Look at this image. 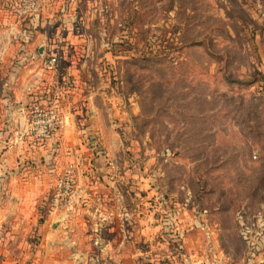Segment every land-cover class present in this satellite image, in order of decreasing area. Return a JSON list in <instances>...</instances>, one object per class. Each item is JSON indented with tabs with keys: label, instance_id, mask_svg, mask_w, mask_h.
<instances>
[{
	"label": "rangeland",
	"instance_id": "1",
	"mask_svg": "<svg viewBox=\"0 0 264 264\" xmlns=\"http://www.w3.org/2000/svg\"><path fill=\"white\" fill-rule=\"evenodd\" d=\"M29 1L0 0V264H264V0Z\"/></svg>",
	"mask_w": 264,
	"mask_h": 264
},
{
	"label": "built area",
	"instance_id": "2",
	"mask_svg": "<svg viewBox=\"0 0 264 264\" xmlns=\"http://www.w3.org/2000/svg\"><path fill=\"white\" fill-rule=\"evenodd\" d=\"M35 5V0H30L29 1V6H34ZM53 61H54V59H53ZM68 176H67V185L69 186V185H71V184H73V182H74V177L69 173V174H67Z\"/></svg>",
	"mask_w": 264,
	"mask_h": 264
}]
</instances>
